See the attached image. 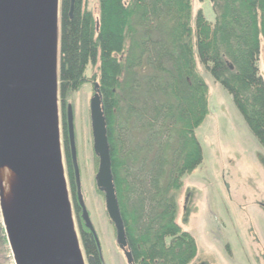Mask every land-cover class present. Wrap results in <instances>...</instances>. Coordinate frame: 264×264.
<instances>
[{
    "label": "trees",
    "instance_id": "1",
    "mask_svg": "<svg viewBox=\"0 0 264 264\" xmlns=\"http://www.w3.org/2000/svg\"><path fill=\"white\" fill-rule=\"evenodd\" d=\"M210 2L214 21L199 8L192 24L191 0H97V15L87 0H75L71 14L70 0H60L58 93L74 209L79 215L65 110L93 81L133 264H189L197 253L194 237L176 221L182 177L202 161L195 130L208 114V87L197 60L264 147V0ZM79 228L90 264H104L93 234ZM0 248L11 253L1 208Z\"/></svg>",
    "mask_w": 264,
    "mask_h": 264
},
{
    "label": "water",
    "instance_id": "2",
    "mask_svg": "<svg viewBox=\"0 0 264 264\" xmlns=\"http://www.w3.org/2000/svg\"><path fill=\"white\" fill-rule=\"evenodd\" d=\"M75 0H70L69 14ZM56 0H0V161L10 158L20 181L26 221L41 264H84L72 216L60 157L56 127L55 47L51 40L56 26ZM99 84L89 100L92 149L98 158L95 184L104 196L106 213L127 264L126 248L114 177L111 169L107 125ZM67 139L74 170L76 201L85 227L100 245L80 191L74 137L73 111L66 105ZM8 155V156H7ZM2 209V206H1ZM15 264H30L24 243L8 230ZM83 247V245H82ZM84 249V248H83ZM92 261L88 257V263Z\"/></svg>",
    "mask_w": 264,
    "mask_h": 264
},
{
    "label": "rangeland",
    "instance_id": "3",
    "mask_svg": "<svg viewBox=\"0 0 264 264\" xmlns=\"http://www.w3.org/2000/svg\"><path fill=\"white\" fill-rule=\"evenodd\" d=\"M97 15V0H87ZM192 24L197 9L214 21L210 0H191ZM60 0H56L51 46L55 47L54 67L59 72ZM258 69L264 81V46L259 45ZM197 62V70L208 87V114L195 130L202 147V161L182 177L178 195L176 221L195 239L196 256L189 264H264V147L253 136L230 94ZM94 69L89 66L86 76ZM93 81L84 84L67 100L73 111L74 137L80 175V191L95 230L104 264H127L115 239V229L104 204V196L95 185L98 158L92 149L89 100L94 94ZM56 127L64 184L72 223L81 248L84 264L88 263L80 239L84 222L74 209L68 165L64 154L62 109L56 75ZM5 156L0 165L6 163ZM1 208V184H0ZM2 210V209H1ZM5 262V263H4ZM15 264L12 254L0 248V264Z\"/></svg>",
    "mask_w": 264,
    "mask_h": 264
},
{
    "label": "bare ground",
    "instance_id": "4",
    "mask_svg": "<svg viewBox=\"0 0 264 264\" xmlns=\"http://www.w3.org/2000/svg\"><path fill=\"white\" fill-rule=\"evenodd\" d=\"M8 156V155H7ZM1 206L10 233L24 243L30 264H41L32 234L24 231L26 213L20 190V181L15 174L9 156L0 165Z\"/></svg>",
    "mask_w": 264,
    "mask_h": 264
}]
</instances>
